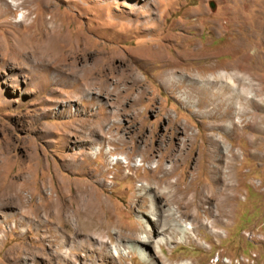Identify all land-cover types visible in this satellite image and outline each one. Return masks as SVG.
Returning <instances> with one entry per match:
<instances>
[{"label": "rangeland", "instance_id": "1", "mask_svg": "<svg viewBox=\"0 0 264 264\" xmlns=\"http://www.w3.org/2000/svg\"><path fill=\"white\" fill-rule=\"evenodd\" d=\"M30 9L40 22L53 17L60 23L72 35L71 45L79 39L89 47L75 58V49L58 47L63 73L37 70L30 60L0 48V147L11 146L10 160L0 164V264H147L140 252H129L117 239L120 229L140 231L148 219L135 208L145 193L141 185L173 166L169 181L194 188L188 198L207 192L218 179V163L209 156L213 141L220 143L225 160L237 155L227 214H220L216 202L205 203L199 214L191 209L181 224L195 230L164 244L160 254L167 264H264V32L258 30L264 26V0L20 5ZM3 10L0 2V22H10L0 31L26 33L16 23L19 11ZM19 38L15 32L7 46ZM159 48L168 58L181 56L183 64L174 66L183 80L179 88L164 83L170 68ZM197 49L214 57L200 60L192 54ZM73 61L78 68L96 66L70 77ZM237 62L248 65L245 74L258 90L244 92L245 98L258 100L248 109L259 114L256 119L247 114L245 124L233 102L218 106V84L204 85L210 75L233 72ZM120 73L124 79L117 81ZM185 90L192 92L190 102L181 96ZM201 99L203 107L197 106ZM216 109L220 119L226 114L220 121L208 116ZM96 129L103 135L91 137ZM86 136L95 143L86 144ZM100 240L115 254L121 248V258L113 252L99 256Z\"/></svg>", "mask_w": 264, "mask_h": 264}, {"label": "bare ground", "instance_id": "2", "mask_svg": "<svg viewBox=\"0 0 264 264\" xmlns=\"http://www.w3.org/2000/svg\"><path fill=\"white\" fill-rule=\"evenodd\" d=\"M0 2L2 3V6L5 9V10H3V12L6 11L7 13L8 12L10 13L11 11H14V12L16 10L19 11L18 15L15 16L16 17V23L17 24L20 23L22 29L25 28L24 30H26V33H24L22 30H20V31L14 30V32H11V33L8 32V35H6L2 31H0V48L7 49L8 52L10 51L11 53L18 55V57L20 59L22 58V60H24V61L30 60L33 63V67L35 69L38 70V68H40V69L48 68L51 70L53 69V70H58L59 72H61L59 69H61L60 67L65 62V59L63 60V58L60 56L59 50H57V49H59L58 47H60L62 45L65 46V49H75V50H72L74 53L73 58L78 57L77 53L79 50L88 49V47H89L87 45L88 43H86L83 46V43L79 39L78 40L75 39L74 45H71V43L73 42L72 35L71 34L67 35V33L65 32V29H63L62 25L60 23H57L53 17L48 18L46 20L42 16L44 20H43V22L42 21L40 22L38 16H36V18H35V16L31 17L33 10H31V9L28 11L27 10H20L21 4L29 3L30 5L34 6V4L38 5L40 0H0ZM36 10H38V7L36 8ZM40 10H41V8H40ZM9 22L10 21H8L6 19L2 20L0 22V27L2 28V25L4 26V24H7V23L9 24ZM44 22H46V24ZM258 30H261V32L263 33L264 32V26H262V25L258 26ZM15 32L17 33V35H20L21 38L17 39L12 44L13 47L10 44H9V46H7V42L9 43V40H12L10 38H12V36ZM76 38H77V34H76ZM52 40H53V42H52ZM50 43L55 45L54 49H49ZM157 50H158L160 57L165 62V66L170 68V71L165 73L164 83L169 87L179 88L181 86V84L183 83V80H181V78L178 77V75H177L178 69L176 70L174 68V66H175V64H177L178 62L181 61V59H182L181 56H177V58L174 60L172 58L166 57L165 49L159 48ZM244 50H246V49H244ZM76 54H77V56H76ZM192 54L195 55L200 60H202V59L208 60V59H212L214 57L213 55L202 56L201 55L202 52L199 51V49L193 51ZM237 54L238 53L236 52V55ZM237 57H238V55H237ZM243 58H244V60L245 59L247 60V57H243ZM187 59H190V57H188ZM20 61H19V63H20ZM75 62H77V61H75ZM75 62L73 61L72 63H69V65L73 67V72H72V74H70V77L71 76L77 77L78 73H82V72H85L88 70H93V68L96 66V65L95 66L92 65L91 67H88L87 65H83L82 67L78 68L75 65ZM247 62H248V60H247ZM181 63H182V61H181ZM243 63L237 62L233 66V68H232L233 72H231V73L220 72V73H217L216 75H210V76H208L207 79L204 80V85H206V87H208V85H210V84H213V85L218 84L219 85L220 88L217 91L218 92L217 95H219L221 100L219 99L220 104L218 106H220L221 103H223V102H224V104L225 103L231 104L233 102L236 105L235 107L238 108L237 114L242 119V121H240L241 123L245 122L244 117L251 112L248 108L254 106L255 103L258 101L257 100L255 102L252 99H247V97L245 98L244 92L246 91V88H252L256 92L258 90L256 89V86L253 83V78L251 79L250 77H248L249 74L248 75L245 74L248 70V67H247L248 65L246 66ZM59 72H56V73L59 74ZM251 72H253V71H251ZM61 73H63V72H61ZM190 75H191V73H190ZM253 75H254V73H253ZM200 77L203 78L204 75L202 76V74H201ZM197 78H199V76ZM123 79H124V77H122V74H121V76L117 79V81H120ZM224 79H226V80L228 79L229 81H225ZM202 80L203 79H201V81ZM254 80H255V78H254ZM57 81L59 83L61 81V79H58ZM194 90H197V89H194ZM227 90L230 91L231 93L228 96L227 95L224 96L225 95L224 92ZM199 92H201V91H199ZM202 93L206 94V88H204ZM181 96L187 102H190V100H191L190 98L192 97V92L185 90L184 93L181 94ZM216 98H217V96H216ZM204 100L199 101L197 106H199V107L205 106V104L203 105ZM208 105H206V106H208ZM261 107H263V106H261ZM209 109L210 108H208L207 110H209ZM217 111H218V109H216L214 112L213 111L211 112V110H210L211 113H208L209 115L208 114L207 115L212 119H217V121H220L221 119L224 118V116H226V114L225 115L223 114V116H221V119H220V116H219L220 114ZM251 114H252L254 119H256V117L259 115L256 112H251ZM253 123H255V122H253ZM234 124L236 125V123H234ZM237 126H239V125L237 124ZM94 134L101 136V135H103V132L101 130L96 129L90 133V136L92 137ZM86 137H88V136H86ZM91 137H88V139L86 140V144L93 145L95 143L94 142L95 140H93V138H91ZM10 147L11 146H9V145L6 146L5 144L0 147V164L3 163L5 160H10L8 158ZM87 148L88 147H86V149ZM174 152H176V151H174ZM209 156H210V158L215 159V162L218 163V165L216 167H214L215 168L214 173L217 175L218 179L216 182H214L213 188L208 189L207 192H203L201 190H198V191H196V194L193 196V198H188V195H189V192L194 188H192L190 186H186L185 188H182L178 184V180L176 182L169 181V178L174 173L173 166H171L170 168H167V169H165L164 167L161 168V171H163V173H164L161 177H159L158 179H154V180L153 179L148 180V182L146 184H142L140 187L141 188L140 190L144 191L145 193H142L143 195L139 196L138 201L135 205V208L138 209L139 214H146L148 216V219L146 220L145 225L144 224L142 225V227L140 228V231H132V232L128 233L125 230L120 229V231L117 232L118 233L117 239H118V242L120 243L119 245L125 246V249H128L129 252H133V251L140 252L142 259L147 264H167V260L165 259V257L162 254H160V252L161 253L163 252L164 244L175 243L177 241V239L179 238V236H181L183 234H190L191 230H193V231L195 230L194 227L190 229L188 227V225L183 226L181 224V219L184 216H187V218H188V214H189L191 209H195V213L199 214V211L203 208V205L205 203L216 202L217 209L219 210L220 214L221 215H223V214L225 215V213L227 214L226 206L229 204V202L231 200H233L232 197L230 196V190H233L234 187L230 182V178H231V174H232V169H233L234 165H236L235 161H236L237 155L233 152L232 155L230 156V159L225 160L224 157L226 155H225L223 149L221 148L220 143L218 141H213V143H211V148L209 150ZM28 159L30 161L35 159V154L33 151H31L28 154ZM127 159H128V157H127ZM224 166H227L229 168V171H225ZM0 174H1V171H0ZM23 177H24V175H23ZM13 187L14 186L11 187V191L13 190ZM149 194H150V196H149L150 204H148L146 202V200H147L146 195H149ZM6 199L9 200L10 203H15L14 200H16L15 197H13V196L12 197L7 196ZM86 201H87V199H86ZM89 209L90 208L88 207L87 208V210H88L87 214L90 211ZM210 209L211 208L208 207V209L205 210V212L210 213V211H211ZM80 213H81V211H80ZM91 214H92V211L89 213V215H90L89 217L91 219L95 218L94 213L92 215ZM140 217H142V216H140ZM142 219L145 220V218H142ZM166 233L167 234L169 233L168 236L165 235ZM108 236H109L108 238L111 239V236L110 235H108ZM100 238L102 239L103 236ZM99 245H100V248L98 250L99 256L104 257V256H107L108 254H111L113 252V249L111 250V249L107 248V246H106L107 242H105L104 240H100ZM108 247H110V246H108ZM156 247H159L160 251H158L156 249ZM117 251H118L117 254H115V252H113L114 257L117 256L118 258H121L122 254H123L122 249L117 248ZM67 257H71V251H68L66 258ZM182 264H185V263H182Z\"/></svg>", "mask_w": 264, "mask_h": 264}]
</instances>
